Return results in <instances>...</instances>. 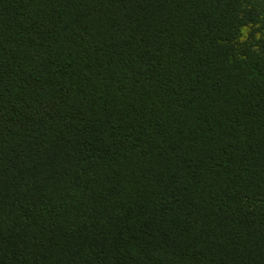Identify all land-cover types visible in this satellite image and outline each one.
<instances>
[{"label": "trees", "instance_id": "obj_1", "mask_svg": "<svg viewBox=\"0 0 264 264\" xmlns=\"http://www.w3.org/2000/svg\"><path fill=\"white\" fill-rule=\"evenodd\" d=\"M0 264H264V0H0Z\"/></svg>", "mask_w": 264, "mask_h": 264}]
</instances>
